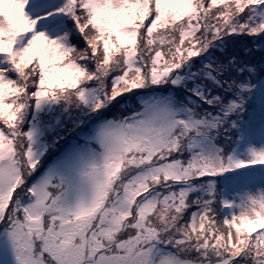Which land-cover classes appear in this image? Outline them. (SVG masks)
<instances>
[{
	"label": "snow or ice",
	"instance_id": "1",
	"mask_svg": "<svg viewBox=\"0 0 264 264\" xmlns=\"http://www.w3.org/2000/svg\"><path fill=\"white\" fill-rule=\"evenodd\" d=\"M0 264H264V0H0Z\"/></svg>",
	"mask_w": 264,
	"mask_h": 264
}]
</instances>
